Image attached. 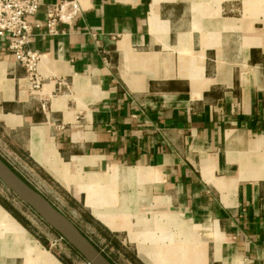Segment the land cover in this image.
I'll return each mask as SVG.
<instances>
[{
  "label": "crops",
  "instance_id": "obj_1",
  "mask_svg": "<svg viewBox=\"0 0 264 264\" xmlns=\"http://www.w3.org/2000/svg\"><path fill=\"white\" fill-rule=\"evenodd\" d=\"M79 2L38 88L0 35V141L143 264H264V0ZM68 257L0 202V264Z\"/></svg>",
  "mask_w": 264,
  "mask_h": 264
},
{
  "label": "rangeland",
  "instance_id": "obj_2",
  "mask_svg": "<svg viewBox=\"0 0 264 264\" xmlns=\"http://www.w3.org/2000/svg\"><path fill=\"white\" fill-rule=\"evenodd\" d=\"M0 153L9 160L17 172H19L32 187L39 191L48 202L77 225L79 229L91 239L101 251L108 255L115 264H136L130 258V254L134 252L133 245L123 238V234H117L114 231H110L106 234L103 227L98 225L99 223L89 221L84 215L87 210L82 206L79 198L70 194L58 182L49 179L46 174L37 173L18 154L4 146L1 141ZM0 198L12 206V208L24 218L27 222L28 228L38 235L42 241L51 245V247L60 255L65 257V254H68V260L70 259L71 264H84L83 260L85 257L80 252H78V255L76 256L72 251L66 248L63 241L65 238L62 240L57 239V241L54 240V237L56 236L57 238L60 233L54 230L31 206L17 196L1 179ZM115 240L119 241V247L114 243ZM58 241L60 244L57 243Z\"/></svg>",
  "mask_w": 264,
  "mask_h": 264
},
{
  "label": "built area",
  "instance_id": "obj_3",
  "mask_svg": "<svg viewBox=\"0 0 264 264\" xmlns=\"http://www.w3.org/2000/svg\"><path fill=\"white\" fill-rule=\"evenodd\" d=\"M38 6L39 0H0V35L8 37V48L14 58L26 68L32 88H38L42 84L38 72L41 53L25 46L33 27L44 26L48 33L55 34L58 32V22L71 21L81 11L79 0H60L45 7L43 20L30 21L27 15L34 14ZM59 238L64 237L59 234ZM83 263L92 264L86 258Z\"/></svg>",
  "mask_w": 264,
  "mask_h": 264
},
{
  "label": "water",
  "instance_id": "obj_4",
  "mask_svg": "<svg viewBox=\"0 0 264 264\" xmlns=\"http://www.w3.org/2000/svg\"><path fill=\"white\" fill-rule=\"evenodd\" d=\"M0 179L92 264H114L66 215L25 181L0 156Z\"/></svg>",
  "mask_w": 264,
  "mask_h": 264
},
{
  "label": "trees",
  "instance_id": "obj_5",
  "mask_svg": "<svg viewBox=\"0 0 264 264\" xmlns=\"http://www.w3.org/2000/svg\"><path fill=\"white\" fill-rule=\"evenodd\" d=\"M1 156V155H0ZM7 162V161H6ZM7 164L13 169V170H15L16 172H17V170L16 169H14L8 162H7ZM21 177H22V175L19 173V172H17ZM23 178V177H22ZM24 179V178H23ZM25 180V179H24ZM26 181V180H25ZM0 202L7 208V209H9L11 212H12V214L22 223V224H24L25 226H27L28 227V225H27V222L24 220V218L18 213V212H16L13 208H12V206H10L7 202H5L3 199H1L0 198ZM85 212V211H84ZM84 215H85V217H87V219L89 220V221H92V222H95V223H99L98 225H100V226H102L103 227V229H104V231L106 232V234L108 233V232H110L109 231V229L108 228H106L105 226H103L99 221H97L88 211L87 212H85L84 213ZM91 240V239H90ZM92 241V240H91ZM93 242V241H92ZM94 243V242H93ZM116 245H117V247H119L120 246V243H119V241L118 240H115V242H114ZM95 244V243H94ZM71 245V244H70ZM96 245V244H95ZM97 246V245H96ZM71 247H72V249L73 250H75L76 252H78L77 251V249L75 248V247H73L72 245H71ZM99 248V247H98ZM103 252V251H102ZM104 253V252H103ZM105 254V253H104ZM106 255V254H105ZM110 260H111V258L108 256V255H106ZM130 258H131V260L132 261H134V263H136V264H143L140 260H139V258L135 255V253L133 252L132 254H130ZM112 261V260H111ZM113 262V261H112ZM114 263V262H113ZM68 264H71V263H68ZM115 264V263H114Z\"/></svg>",
  "mask_w": 264,
  "mask_h": 264
}]
</instances>
